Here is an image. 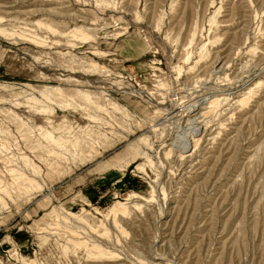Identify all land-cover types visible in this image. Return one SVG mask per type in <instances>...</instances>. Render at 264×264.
<instances>
[{
  "label": "rangeland",
  "instance_id": "rangeland-1",
  "mask_svg": "<svg viewBox=\"0 0 264 264\" xmlns=\"http://www.w3.org/2000/svg\"><path fill=\"white\" fill-rule=\"evenodd\" d=\"M0 264H264V0H0Z\"/></svg>",
  "mask_w": 264,
  "mask_h": 264
},
{
  "label": "bare ground",
  "instance_id": "bare-ground-1",
  "mask_svg": "<svg viewBox=\"0 0 264 264\" xmlns=\"http://www.w3.org/2000/svg\"><path fill=\"white\" fill-rule=\"evenodd\" d=\"M194 107V106H193Z\"/></svg>",
  "mask_w": 264,
  "mask_h": 264
}]
</instances>
